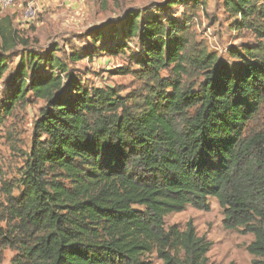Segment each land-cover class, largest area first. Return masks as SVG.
I'll return each instance as SVG.
<instances>
[{"label":"trees","instance_id":"16d2710c","mask_svg":"<svg viewBox=\"0 0 264 264\" xmlns=\"http://www.w3.org/2000/svg\"><path fill=\"white\" fill-rule=\"evenodd\" d=\"M179 1L167 0L168 8ZM262 1L224 6L247 18ZM140 16L127 12L121 38L138 39L140 66L156 89L136 111L113 89L81 88L53 53L43 61L47 74H35L41 58L29 52L18 54L9 74L8 61L30 42L11 16H0V80L7 74L10 90L0 104V128L28 93L44 102L21 191L6 199L14 222L0 228V241L19 251L11 264H151L146 257L153 253L163 264H209L212 243L191 221L184 230L164 223L188 206L209 211V198L222 209L226 229L253 236L246 246L251 264H264V130L245 135L264 104V57L247 52L230 67L204 54L193 62L204 71L202 85L184 89L181 30L157 14ZM93 33V43L103 38L98 28ZM124 48L116 43L112 53ZM170 66L174 78L162 80L159 73Z\"/></svg>","mask_w":264,"mask_h":264},{"label":"rangeland","instance_id":"374dc122","mask_svg":"<svg viewBox=\"0 0 264 264\" xmlns=\"http://www.w3.org/2000/svg\"><path fill=\"white\" fill-rule=\"evenodd\" d=\"M34 13L27 14V6ZM167 0H17L0 16H11L15 28L29 39L30 46L18 48L8 61L9 74L19 61L18 54L33 53L41 58L35 74H47L50 69L43 62L47 54L59 58L67 73L76 78L81 88L113 89L126 105L137 110L144 98L156 89L155 81L142 71L140 62L144 54L137 38H121L126 31V14L140 12L147 19L157 14L161 21L173 22L181 30L186 42L183 72L180 75L184 89L197 91L205 76L194 60L204 54L216 57L217 63L233 67L247 52L264 57V1L255 4L247 18L233 15L224 6V0H181L168 8ZM139 22V19L137 20ZM98 28L103 38L93 43V30ZM115 34V39L110 34ZM116 43L125 48L112 53ZM91 54L89 58H83ZM82 59L75 62L73 56ZM117 69L129 71L117 75ZM60 74L58 70L54 71ZM64 77L65 75H61ZM162 80L174 78L172 66L159 73ZM31 73H28V78ZM9 76L0 80V104L10 94L6 87ZM44 107L42 100L28 93L18 102L12 113L1 125L0 139V228H6L7 196L17 197L27 154L33 138V124ZM194 110H189V115ZM264 130V104L258 114L247 124L245 135ZM209 211L190 206L182 212L164 218L165 228L175 226L184 230L191 221L198 236H205L212 243L207 253L209 264H251L252 256L246 246L253 240L251 234L243 235L241 228L226 229L223 211L214 198L208 199ZM19 253L18 248L0 241V264H11ZM151 264H163L155 253L146 257Z\"/></svg>","mask_w":264,"mask_h":264},{"label":"built area","instance_id":"2783aa9c","mask_svg":"<svg viewBox=\"0 0 264 264\" xmlns=\"http://www.w3.org/2000/svg\"><path fill=\"white\" fill-rule=\"evenodd\" d=\"M17 0H0V12H4L10 9ZM34 8L30 5L27 6L26 13L32 14L34 13Z\"/></svg>","mask_w":264,"mask_h":264}]
</instances>
